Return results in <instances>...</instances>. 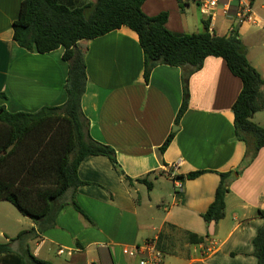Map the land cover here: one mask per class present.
<instances>
[{
    "label": "crops",
    "instance_id": "1",
    "mask_svg": "<svg viewBox=\"0 0 264 264\" xmlns=\"http://www.w3.org/2000/svg\"><path fill=\"white\" fill-rule=\"evenodd\" d=\"M24 1L0 0V107L10 113H33L67 100L64 48L40 54L13 40V24ZM61 1L71 9L96 2ZM260 9L264 12V5ZM142 10L149 17L168 13L166 28L175 34L204 31L205 17L195 5L147 0ZM216 23L210 25L212 32L229 33L231 23L222 34ZM255 33L256 28L248 26L239 30L247 56L260 73V61L254 63L247 46ZM80 45L86 50L88 84L82 112L89 134L113 147L124 175L105 156L86 157L78 169L83 184L65 195L67 205L56 226L40 232L26 217L27 230L35 228L38 235L27 242L33 254L52 264H139L128 250L156 239L164 264H258L253 240L264 226V148L244 166L246 146L235 138L233 114L243 84L226 61L209 56L191 76L189 108L177 124L183 102L181 68L157 65L146 80L139 35L127 27ZM253 119L264 128V111L254 113ZM170 135L172 141L162 153ZM197 171L205 172L175 191L176 176ZM226 172L233 177L225 216L208 224L203 214L214 201L219 174ZM125 176L147 177L152 190L136 181L128 185ZM72 201L87 217L70 205ZM190 234L201 242L192 243ZM17 246L15 252L25 247ZM211 246L214 251L207 255ZM0 264L18 263L2 256Z\"/></svg>",
    "mask_w": 264,
    "mask_h": 264
},
{
    "label": "trees",
    "instance_id": "2",
    "mask_svg": "<svg viewBox=\"0 0 264 264\" xmlns=\"http://www.w3.org/2000/svg\"><path fill=\"white\" fill-rule=\"evenodd\" d=\"M146 1L96 0L76 9L61 0L22 2L13 24V40L21 48L40 54L64 48L63 60L68 64L64 85L67 100L63 105L42 107L33 113H10L0 107V200L11 203L24 217L33 220L40 232L56 226L59 212L67 205L63 201L65 195L83 184L78 169L86 157L105 156L124 175L113 147L95 141L89 134L90 124L82 112L88 74L86 50L80 45L81 41L94 40L127 27L139 35L146 80L157 65L181 68L183 102L176 117L177 124L189 108L191 76L202 68L207 57L224 59L230 72L243 84L233 105V114L235 138L246 146L244 166L264 148V128L251 117L264 111V78L250 62L237 30L231 27L227 35L219 36L212 32L209 22L204 21L201 33L175 34L166 28L168 13L154 17L145 15L142 7ZM172 138V135L167 138L162 153ZM204 172L175 178L193 180ZM219 175L221 182L214 201L203 214L208 224L219 222L225 216L226 195L233 174ZM125 179L128 185L136 181L152 190L153 183L147 177L134 180L125 176ZM70 205L86 216L76 201ZM37 236L32 228L0 243V257L9 256L18 264H52L39 259L30 250L27 242ZM189 240L200 243L202 238L190 234ZM14 242L25 247L15 252ZM157 243L163 251L158 240ZM253 245L258 264H264V226L257 232Z\"/></svg>",
    "mask_w": 264,
    "mask_h": 264
},
{
    "label": "built area",
    "instance_id": "3",
    "mask_svg": "<svg viewBox=\"0 0 264 264\" xmlns=\"http://www.w3.org/2000/svg\"><path fill=\"white\" fill-rule=\"evenodd\" d=\"M181 4L195 5L205 21L213 24L220 15L230 19L231 27H234L238 34L243 26L256 28L264 33V17L258 14L255 8V0H177ZM240 36V35H239ZM184 180L174 178L175 191L183 190ZM214 251L211 246L206 252L207 255ZM59 253H63L59 250ZM127 254L133 258H139V264H164V252L159 249L157 240H149L143 245L128 250Z\"/></svg>",
    "mask_w": 264,
    "mask_h": 264
},
{
    "label": "rangeland",
    "instance_id": "4",
    "mask_svg": "<svg viewBox=\"0 0 264 264\" xmlns=\"http://www.w3.org/2000/svg\"><path fill=\"white\" fill-rule=\"evenodd\" d=\"M264 5V0H257L255 8L258 10L262 15H264V12L261 11L260 7ZM217 33L222 34L226 33L229 30L230 26V19H227L225 17H217ZM254 38L251 39V42H248V50L249 55L253 59L254 63H259L258 66L264 76V33H261L260 30L256 29ZM30 223V220H28L26 217H24L14 205L11 203L0 200V243L8 242L12 238H16L19 232H22L24 230L29 229L28 227ZM18 242L13 243V247H18ZM31 247H34V243L30 244ZM65 258V256H63Z\"/></svg>",
    "mask_w": 264,
    "mask_h": 264
},
{
    "label": "water",
    "instance_id": "5",
    "mask_svg": "<svg viewBox=\"0 0 264 264\" xmlns=\"http://www.w3.org/2000/svg\"><path fill=\"white\" fill-rule=\"evenodd\" d=\"M254 114L251 115V117L253 118Z\"/></svg>",
    "mask_w": 264,
    "mask_h": 264
}]
</instances>
